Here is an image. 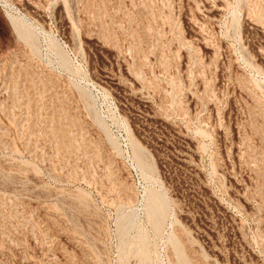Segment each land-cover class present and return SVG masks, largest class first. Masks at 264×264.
Listing matches in <instances>:
<instances>
[{
  "label": "rangeland",
  "instance_id": "374dc122",
  "mask_svg": "<svg viewBox=\"0 0 264 264\" xmlns=\"http://www.w3.org/2000/svg\"><path fill=\"white\" fill-rule=\"evenodd\" d=\"M0 264H264V0H0Z\"/></svg>",
  "mask_w": 264,
  "mask_h": 264
},
{
  "label": "bare ground",
  "instance_id": "6f19581e",
  "mask_svg": "<svg viewBox=\"0 0 264 264\" xmlns=\"http://www.w3.org/2000/svg\"><path fill=\"white\" fill-rule=\"evenodd\" d=\"M12 23H13V26H15V27L17 26V24L14 21Z\"/></svg>",
  "mask_w": 264,
  "mask_h": 264
}]
</instances>
